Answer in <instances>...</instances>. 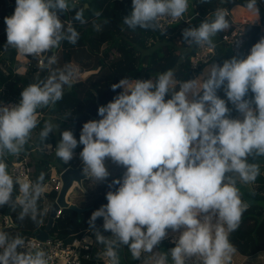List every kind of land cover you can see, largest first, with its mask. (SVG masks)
I'll list each match as a JSON object with an SVG mask.
<instances>
[{
    "label": "clouds",
    "instance_id": "obj_1",
    "mask_svg": "<svg viewBox=\"0 0 264 264\" xmlns=\"http://www.w3.org/2000/svg\"><path fill=\"white\" fill-rule=\"evenodd\" d=\"M209 2L201 0L202 4ZM15 3L14 13L4 18V48H13L22 56H44L40 69L48 75L25 87L17 104H0V206L11 205L14 211L19 207L17 219L38 223L45 173L35 181L13 176L6 156L19 157L25 151L39 124L38 109L54 107L63 99L65 87L75 82L79 72L71 64L54 67V50L63 41L75 45L80 36L72 22L65 25L58 13L75 9L73 20L84 25L88 23L87 5L77 7L78 0ZM188 4L189 0H132V11L123 24L132 30L164 31L161 18L182 20ZM245 7L259 12L257 0H247ZM228 16L233 17L228 9L217 8L211 20L185 28L183 40L215 47L213 38L230 27ZM256 24L262 29L260 22ZM93 26L100 29L99 24ZM174 75L169 69L155 80L123 78L112 84L113 91L123 90L98 107L102 118L84 123L79 141L73 131H63L55 147L56 157L69 164L78 143L83 145L79 153L83 175L96 183L110 176L106 159L125 169L121 178L108 184L107 204L89 219L96 241L105 246L109 264H120L118 249L122 246H127L133 260L151 254L147 257L151 264H169V257L172 264L190 260L193 264H229L236 251L229 236L239 228L249 207L238 185L257 180L260 166L249 158L264 156V37L244 58L234 55L222 65L211 63L201 75L203 80L178 82ZM220 89L226 99L217 94ZM233 110L240 115L233 118ZM53 128L46 122L40 131L42 150L52 148L45 141ZM14 185L19 189L13 198ZM98 218H103L102 227L109 236L96 227ZM168 229L179 232L175 246L167 252L154 251L168 240ZM0 264L49 262L42 248L27 246L19 234L0 231Z\"/></svg>",
    "mask_w": 264,
    "mask_h": 264
},
{
    "label": "trees",
    "instance_id": "obj_2",
    "mask_svg": "<svg viewBox=\"0 0 264 264\" xmlns=\"http://www.w3.org/2000/svg\"><path fill=\"white\" fill-rule=\"evenodd\" d=\"M232 0H210L209 3L202 4L201 0H190L189 13H195L197 21L196 27L206 18L211 20L213 13L217 8H227ZM247 0H236L237 5L232 8H238L237 11L231 10L233 18L240 16L250 19L256 18V13L249 12L245 5ZM87 4L85 9V19L88 23L81 25L73 20L75 9L66 13H58L61 20L71 21L73 27L80 33L78 42L73 45L63 41L61 46L54 50L57 57L55 68H63L65 64H71L78 72H89L80 80H75L71 88L65 87L63 99L58 101L52 108L45 107L38 109V113L43 114L39 119V124L34 129V138H30L25 145V151L19 157L6 156V163L10 164L14 159L22 160L28 157L32 164V178L35 181L41 172L45 173V181L49 174L50 165L60 170L66 164L56 157L55 151L52 155L44 156L38 152L36 147L41 146L39 133L43 129L47 117H53L59 128L56 132L50 133L45 143H51L56 147L61 139V133L65 130H71L75 138L79 141L83 124L89 120H96L98 116V107L106 105L112 101L122 89L112 90L111 85L119 83L123 78L134 79H153L157 75L171 69L174 72V78L178 82L195 79L201 73L202 65L196 69L190 67V56L195 48H191L183 40V37L177 32L171 30L165 35L159 30H144L137 28L132 30L123 24V18L132 11V0H78L77 7ZM257 4L264 9V0H257ZM3 13L0 14V55L3 56L2 66L0 67V101H9L15 99L17 103L21 99V92L32 82L26 75L35 72L36 67L26 69V75H20L16 72L19 64L15 58L16 51L13 48L5 50L6 44V24L4 18L11 16L15 10V0H0ZM244 6V7H242ZM96 12L102 15L97 17ZM247 13V14H245ZM249 14V15H248ZM264 15V12L263 14ZM247 18V20H248ZM264 23V16H261ZM237 19V18H236ZM108 22H105V21ZM230 26L234 24L230 20ZM99 24L100 29L96 30L91 24ZM246 45L252 46L260 40L263 35L259 24L245 23ZM264 30V26H263ZM221 32L218 33L213 41H217ZM120 40L126 41L134 50V54L125 59L113 54L114 48ZM224 52L230 53V49L224 45L217 46V54L211 60L223 64L222 56ZM113 54V57L110 56ZM226 54V53H225ZM231 54V53H230ZM221 56V57H220ZM210 61V62H211ZM48 75L43 71L41 79ZM205 77H202V80ZM179 84L176 88L178 90ZM221 98H225L223 89L217 93ZM230 108L232 105L229 103ZM240 114L232 111L233 118ZM83 145L78 143L75 153H80ZM74 158V157H73ZM250 163H257L260 166V175L254 183L258 186L245 187L239 184L238 187L242 193V199L249 207L243 213L239 228L230 233L229 239L236 251L244 256L254 255L264 251V156L255 159L249 158ZM110 176L103 182L96 183L95 180L86 177L79 186L75 185L69 191V203L76 205L81 209L80 212L64 207L58 216L53 220L50 234L56 237H65L79 231H90L93 236V246L91 258L86 264H106L99 257L105 251V246L96 241V237L89 226V219L93 211L107 204L106 193L110 189L108 184L116 178H121L125 169L122 166L114 164L110 159L105 161ZM44 181V182H45ZM118 187V186H117ZM76 190V191H75ZM112 190H115L113 188ZM15 192V191H14ZM71 192V193H70ZM263 192V193H262ZM15 194V193H14ZM13 194V197H15ZM56 193L52 192L50 197L54 199ZM7 205H5L6 209ZM5 211V210H4ZM19 207L14 211L10 210L11 224L3 225V230L10 235H36L40 232L46 223L45 217L38 216V223L30 218L24 220L17 219ZM96 227L105 236L111 233L103 230V218L95 221ZM167 249L175 246L174 242L164 239L162 242ZM120 264H137L138 260H133L127 246L118 249Z\"/></svg>",
    "mask_w": 264,
    "mask_h": 264
},
{
    "label": "built area",
    "instance_id": "obj_3",
    "mask_svg": "<svg viewBox=\"0 0 264 264\" xmlns=\"http://www.w3.org/2000/svg\"><path fill=\"white\" fill-rule=\"evenodd\" d=\"M195 14H190L186 12L184 17L180 21L171 20L170 18H161L159 21L162 29L159 30L161 33L166 34L171 30L177 31L181 36L183 30L188 27H196ZM231 22L234 24L228 29L221 32L217 41H214L215 47L210 48L208 46H196L195 44L189 45L191 48H195L194 52L190 56V67L196 69L199 66H204L208 64L217 54V46L224 45L230 49L233 55L239 58H244L249 53L252 46H247L246 43V32L244 24L247 23L246 20L243 22L240 20L235 21L233 17H230ZM188 21H191L189 23ZM262 31L263 27H262ZM183 37V36H182ZM263 37L260 36V38ZM36 59V65L40 66L41 60L44 56L34 57ZM27 65H31L30 59L26 61ZM0 104H17L15 99L9 101H0ZM52 145L50 150H42L43 145L36 147L38 151L44 156L52 155L55 151V147L51 143H46ZM74 160V159H73ZM68 167H73L70 164H66L60 170H57L54 166L50 165V170L46 181L44 182L45 191L42 194V200H39L41 205L40 212L43 217H46L50 211V207L53 201L56 199L62 187L61 173ZM8 170L13 176L19 175L21 178H28L33 181L32 178V164L28 157H23L22 160H13L8 164ZM19 185H14V191L18 194ZM55 192L56 195L54 199L50 197V194ZM14 198V197H13ZM46 198L52 200L50 204L45 201ZM61 208L57 210L56 216L59 215ZM11 219V218H10ZM3 225H8L5 216H0V231L3 230ZM26 241L27 246L35 245L38 248H42L47 253V258L49 264H86L91 258V250L93 246V238L90 231H79L67 235L65 237H56L49 234L46 240H39L36 235H22ZM167 238V237H166ZM178 236H169L168 240L174 242ZM106 264H109L107 260L104 259ZM188 264H193L190 260Z\"/></svg>",
    "mask_w": 264,
    "mask_h": 264
},
{
    "label": "water",
    "instance_id": "obj_4",
    "mask_svg": "<svg viewBox=\"0 0 264 264\" xmlns=\"http://www.w3.org/2000/svg\"><path fill=\"white\" fill-rule=\"evenodd\" d=\"M4 1L6 2V0H4ZM236 4H237L236 0H232L231 4L226 8L229 11V15H231V8L233 6H235ZM51 54H52L51 52L48 53L49 56ZM88 73L89 72L84 71L82 76H77L76 80H80L82 77H84ZM101 118L102 117H100L98 115L96 117V120H99ZM82 169H83V164L81 162L78 166L68 167L61 173L62 187H61L59 193L57 194L56 199L53 201V203L50 207V211H49V214L47 216L44 228L36 234L37 239L43 241L49 237V232L52 228L53 220L56 217V213H57V210L59 208L68 207V208L74 209L78 212L81 211V209L78 208L76 205L67 202L66 196L73 186L81 184V181L86 178L83 175ZM11 209H12L11 205H7V207L4 211V215H5V218L7 220L8 225L11 224V219H10V214H9ZM167 231L169 232V231H171V229H168ZM99 257L102 258L103 260L105 259L109 262L108 258L104 255V252L101 253L99 255Z\"/></svg>",
    "mask_w": 264,
    "mask_h": 264
},
{
    "label": "rangeland",
    "instance_id": "obj_5",
    "mask_svg": "<svg viewBox=\"0 0 264 264\" xmlns=\"http://www.w3.org/2000/svg\"><path fill=\"white\" fill-rule=\"evenodd\" d=\"M257 7H258V9H259V12L258 13H256V18H253V17H251L252 15H251V13H250V15H249V17H250V19L246 16L245 17V19H246V22H249V23H253V24H255V23H258V22H260V24H261V26L263 27L264 26V23L262 22L263 20H262V18H261V16H264V15H262L263 14V12H264V9H263V7H261L260 5H258L257 4ZM190 11V4H189V7H188V11L187 12H189ZM234 11H235V9H234ZM3 13V9H2V5L0 6V14H2ZM190 14H195V13H190ZM245 14H247V13H245ZM196 15V14H195ZM237 18V19H236ZM239 18H240V20L243 22L244 21V18H242V17H240V16H237V17H235V20H239ZM247 18H248V20H247ZM167 34H169V32L168 33H166L165 35H167ZM17 54L18 53H16V56H15V58H16V60H17ZM112 54V53H111ZM113 54L115 55V56H118V57H122V58H125V59H127V58H129L131 55H133L134 54V50H133V48H132V46L130 45V44H128L126 41H124V40H120L119 41V43L116 45V47L114 48V51H113ZM113 54L110 56V58H112L113 57ZM210 63H212V62H210ZM209 63V64H210ZM215 63H217V61H215ZM2 64V62H0V66H2L1 65ZM32 66H35V67H37L38 68V72H39V74H33V73H31L29 76H30V80L32 81V82H37V80L38 79H40L41 77H42V73L43 72H41V69H40V66H37L36 65V59L35 58H33V60H32ZM206 68V67H205ZM205 68H203L202 67V70H201V73H200V75H198L196 78H198V77H200V79L202 80V77L203 76H201L202 74H203V72H204V70H205ZM16 71L17 72H24V69H16ZM80 74H83V72H79ZM78 73V74H79ZM123 90V89H122ZM252 94L251 93H249V96H251ZM42 115L43 114H40V113H38V119H40L41 117H42ZM47 119H49V122L51 123V124H53L54 125V128H53V132H56V129H58L59 128V125H58V123H57V121L51 116V117H47ZM34 133H35V131L33 130L32 131V134H31V139L32 138H34ZM30 140V139H29ZM38 152H40V151H38ZM74 159V160H73ZM70 162H69V164L71 165V166H73V167H76V166H78L82 161L80 160V158H79V154L78 153H75V156H74V158H73ZM15 160V159H14ZM50 170V169H49ZM80 185V184H79ZM79 185H77V186H79ZM76 191V190H75ZM15 194H14V196L15 195H17V192H14ZM71 193V192H70ZM69 192H68V194H67V196H66V201L69 199ZM39 200H42V198H40ZM45 201L46 202H48V204H50L51 202H52V200L51 199H49V198H46L45 199ZM68 202V201H67ZM42 207H41V205L39 204V201H38V209H41ZM4 210H5V205L4 206H0V214H3L4 213ZM48 214H49V212H48ZM48 214H47V216H48ZM47 216L45 217V218H47ZM50 234V233H49ZM163 248H166V246L164 245V244H160Z\"/></svg>",
    "mask_w": 264,
    "mask_h": 264
},
{
    "label": "crops",
    "instance_id": "obj_6",
    "mask_svg": "<svg viewBox=\"0 0 264 264\" xmlns=\"http://www.w3.org/2000/svg\"><path fill=\"white\" fill-rule=\"evenodd\" d=\"M189 4H190V0H189ZM189 4H188V7H189ZM87 5V4H85ZM237 6H241V5H235V7ZM244 7V6H242ZM232 9H235V8H232ZM231 9V10H232ZM238 8H236L235 11H237ZM189 13V12H188ZM196 24H197V21H196ZM93 26V24H91ZM94 27V26H93ZM17 53V52H16ZM226 53V54H225ZM231 53V51H230ZM227 53V52H224V56H222V59L223 60H226V59H230L232 56H234L232 53ZM221 57V56H220ZM34 57H28V56H22L20 54H17V62L19 64V67L18 69H24V72L22 71L21 73L20 72H17L18 74L20 75H26L25 71L26 69H32L34 68L35 66H32V60H33ZM30 59L31 61V65H27L26 64V61ZM3 61V56L0 55V62ZM212 62V61H211ZM212 63H215V61H213ZM211 64V63H210ZM210 64H207L205 66H203V68L205 67H208ZM2 65V64H1ZM1 67V66H0ZM33 74H39L38 72V68L35 72H32ZM31 73H29L28 75H26L29 79L30 78V75ZM200 75V73H199ZM3 87L0 86V90L2 89ZM242 184V183H241ZM245 187H251V186H258L259 184L257 183H250V184H243ZM263 193V192H262ZM264 194V193H263ZM0 216H5L4 213L3 214H0ZM182 231V229H181ZM91 234V233H90ZM169 236H179V232L177 233H173L172 230L168 232V235H167V238ZM93 238V236H92ZM94 240V239H93ZM169 249L167 248H163L161 245L157 246L156 249H154V251H161V252H167ZM151 254H145L144 257H142V259H144V264H151V261L149 259H147V257H149ZM142 259L141 260H138L137 264H142ZM169 264H172V261H171V258L169 257ZM229 264H264V251H260L254 255H249V256H244V255H241L239 254L237 251H235V253L232 255V258H231V261L229 262Z\"/></svg>",
    "mask_w": 264,
    "mask_h": 264
},
{
    "label": "bare ground",
    "instance_id": "obj_7",
    "mask_svg": "<svg viewBox=\"0 0 264 264\" xmlns=\"http://www.w3.org/2000/svg\"><path fill=\"white\" fill-rule=\"evenodd\" d=\"M244 20H246V19L244 18ZM77 76H82V74L79 73V74H77Z\"/></svg>",
    "mask_w": 264,
    "mask_h": 264
}]
</instances>
